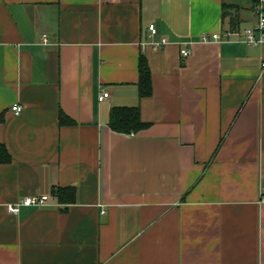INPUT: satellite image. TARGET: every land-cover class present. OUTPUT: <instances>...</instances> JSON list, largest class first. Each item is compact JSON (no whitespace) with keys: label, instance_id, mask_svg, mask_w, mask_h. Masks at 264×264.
<instances>
[{"label":"crops","instance_id":"1","mask_svg":"<svg viewBox=\"0 0 264 264\" xmlns=\"http://www.w3.org/2000/svg\"><path fill=\"white\" fill-rule=\"evenodd\" d=\"M257 2L0 0V264H264V44L202 40ZM113 107L148 127L112 130Z\"/></svg>","mask_w":264,"mask_h":264},{"label":"trees","instance_id":"2","mask_svg":"<svg viewBox=\"0 0 264 264\" xmlns=\"http://www.w3.org/2000/svg\"><path fill=\"white\" fill-rule=\"evenodd\" d=\"M139 95L141 97L149 96L153 91L152 73L149 67L147 57L140 55L139 59ZM5 120V113H0V124ZM60 122L71 124L74 121L63 111L60 112ZM109 126L112 130L119 133H137L148 127L141 118L139 107H113L110 111ZM11 161V155L7 147L0 141V163ZM60 202H74L76 200V189L72 186L58 187L53 190Z\"/></svg>","mask_w":264,"mask_h":264},{"label":"built area","instance_id":"3","mask_svg":"<svg viewBox=\"0 0 264 264\" xmlns=\"http://www.w3.org/2000/svg\"><path fill=\"white\" fill-rule=\"evenodd\" d=\"M256 15L257 21L255 24L246 29L240 28H231L223 30L221 33H215L212 37H208L207 35L202 36L203 41H209L212 39L215 40H242L248 45L258 46L264 44V0H258L256 4ZM149 30L152 34L157 33V28L155 24H151L149 26ZM41 43L49 44V37L47 34H43L41 36ZM167 44V39L163 38L161 41L156 42L155 45L157 47H163ZM189 47H183L181 49V53L183 56H188L190 54ZM109 96V91L103 90L99 95V100L103 101L105 98ZM13 111L19 113L22 111V106L14 105L12 107ZM260 202H264V190L260 192ZM51 203V195L50 194H41V195H30L23 196L19 201L14 203L6 204L7 209L12 213H18L20 211L21 206H46Z\"/></svg>","mask_w":264,"mask_h":264}]
</instances>
